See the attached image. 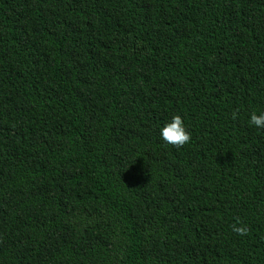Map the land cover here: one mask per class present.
Returning <instances> with one entry per match:
<instances>
[{
  "label": "trees",
  "instance_id": "1",
  "mask_svg": "<svg viewBox=\"0 0 264 264\" xmlns=\"http://www.w3.org/2000/svg\"><path fill=\"white\" fill-rule=\"evenodd\" d=\"M262 113L264 0H0V264H264Z\"/></svg>",
  "mask_w": 264,
  "mask_h": 264
},
{
  "label": "clouds",
  "instance_id": "2",
  "mask_svg": "<svg viewBox=\"0 0 264 264\" xmlns=\"http://www.w3.org/2000/svg\"><path fill=\"white\" fill-rule=\"evenodd\" d=\"M233 119L236 118V113H233ZM250 124L256 126L257 128H264V113L260 115L252 114L250 117ZM160 135L162 140L174 147H183L185 144L189 143L191 140L190 133L185 129L183 120L180 116H174L171 122L165 124L160 129ZM239 223V220H237ZM233 231L239 235H246L247 228L233 226Z\"/></svg>",
  "mask_w": 264,
  "mask_h": 264
}]
</instances>
